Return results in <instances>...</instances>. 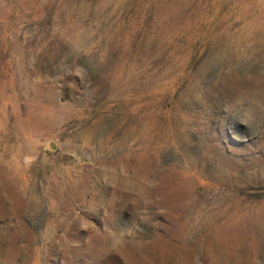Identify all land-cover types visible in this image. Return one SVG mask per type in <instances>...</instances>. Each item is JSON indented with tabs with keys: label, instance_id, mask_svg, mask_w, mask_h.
I'll return each instance as SVG.
<instances>
[{
	"label": "rangeland",
	"instance_id": "374dc122",
	"mask_svg": "<svg viewBox=\"0 0 264 264\" xmlns=\"http://www.w3.org/2000/svg\"><path fill=\"white\" fill-rule=\"evenodd\" d=\"M227 112L264 113V0H0V264H264Z\"/></svg>",
	"mask_w": 264,
	"mask_h": 264
},
{
	"label": "clouds",
	"instance_id": "9594fccd",
	"mask_svg": "<svg viewBox=\"0 0 264 264\" xmlns=\"http://www.w3.org/2000/svg\"><path fill=\"white\" fill-rule=\"evenodd\" d=\"M226 116L235 122L240 123L243 126L248 127L251 131L264 130V113H257L254 117L240 118L237 114L227 112Z\"/></svg>",
	"mask_w": 264,
	"mask_h": 264
},
{
	"label": "bare ground",
	"instance_id": "6f19581e",
	"mask_svg": "<svg viewBox=\"0 0 264 264\" xmlns=\"http://www.w3.org/2000/svg\"><path fill=\"white\" fill-rule=\"evenodd\" d=\"M227 97V96H226ZM174 119V118H173Z\"/></svg>",
	"mask_w": 264,
	"mask_h": 264
}]
</instances>
